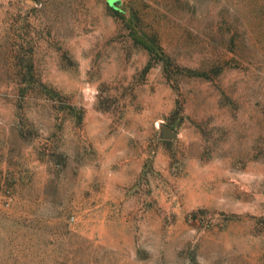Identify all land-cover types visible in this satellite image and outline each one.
Wrapping results in <instances>:
<instances>
[{
	"label": "rangeland",
	"instance_id": "obj_1",
	"mask_svg": "<svg viewBox=\"0 0 264 264\" xmlns=\"http://www.w3.org/2000/svg\"><path fill=\"white\" fill-rule=\"evenodd\" d=\"M0 264H264V0H0Z\"/></svg>",
	"mask_w": 264,
	"mask_h": 264
}]
</instances>
